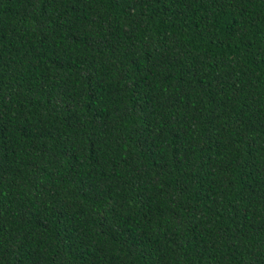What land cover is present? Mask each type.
Instances as JSON below:
<instances>
[{"label":"trees","instance_id":"1","mask_svg":"<svg viewBox=\"0 0 264 264\" xmlns=\"http://www.w3.org/2000/svg\"><path fill=\"white\" fill-rule=\"evenodd\" d=\"M0 264H264V0H0Z\"/></svg>","mask_w":264,"mask_h":264}]
</instances>
